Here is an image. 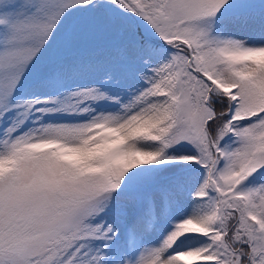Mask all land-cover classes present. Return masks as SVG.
Returning <instances> with one entry per match:
<instances>
[{
  "label": "snow or ice",
  "instance_id": "obj_1",
  "mask_svg": "<svg viewBox=\"0 0 264 264\" xmlns=\"http://www.w3.org/2000/svg\"><path fill=\"white\" fill-rule=\"evenodd\" d=\"M0 264H264V0H0Z\"/></svg>",
  "mask_w": 264,
  "mask_h": 264
}]
</instances>
